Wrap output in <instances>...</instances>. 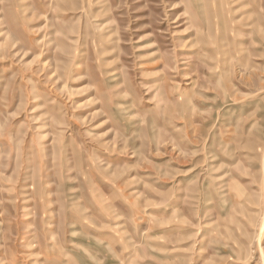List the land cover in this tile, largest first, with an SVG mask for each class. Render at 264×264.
Wrapping results in <instances>:
<instances>
[{
    "label": "rangeland",
    "instance_id": "374dc122",
    "mask_svg": "<svg viewBox=\"0 0 264 264\" xmlns=\"http://www.w3.org/2000/svg\"><path fill=\"white\" fill-rule=\"evenodd\" d=\"M0 264H264V0H0Z\"/></svg>",
    "mask_w": 264,
    "mask_h": 264
}]
</instances>
